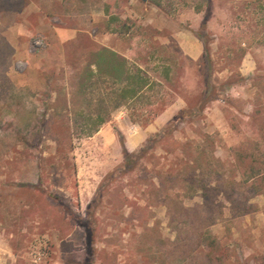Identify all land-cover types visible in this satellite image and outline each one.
I'll list each match as a JSON object with an SVG mask.
<instances>
[{
    "label": "rangeland",
    "instance_id": "374dc122",
    "mask_svg": "<svg viewBox=\"0 0 264 264\" xmlns=\"http://www.w3.org/2000/svg\"><path fill=\"white\" fill-rule=\"evenodd\" d=\"M99 48L155 85L88 137ZM0 264H264V0H0Z\"/></svg>",
    "mask_w": 264,
    "mask_h": 264
},
{
    "label": "trees",
    "instance_id": "16d2710c",
    "mask_svg": "<svg viewBox=\"0 0 264 264\" xmlns=\"http://www.w3.org/2000/svg\"><path fill=\"white\" fill-rule=\"evenodd\" d=\"M200 11L201 8L198 9V12ZM201 37L207 52L208 41L203 35ZM70 66L78 70L74 75V81H76L71 82V87H77L78 95L81 96L79 99L81 106L72 110V113L76 119L83 122L81 132L88 137L97 133L103 125L109 122L114 112L133 104L145 103L149 89L155 85V82L141 68L133 66L125 57L109 48H99L91 52L83 67L79 68L75 63H71ZM75 103L73 100L70 102L71 105ZM189 115L187 111L178 114L170 126L150 138L148 141L150 146L138 154L131 155L127 151L126 165L109 174L103 188L108 190L111 183L115 182L118 177L132 172L140 164L142 158L156 144L162 142L163 135L174 132L176 126L184 122Z\"/></svg>",
    "mask_w": 264,
    "mask_h": 264
},
{
    "label": "crops",
    "instance_id": "0c3cea01",
    "mask_svg": "<svg viewBox=\"0 0 264 264\" xmlns=\"http://www.w3.org/2000/svg\"><path fill=\"white\" fill-rule=\"evenodd\" d=\"M10 43H11V47L14 49V54L16 56L19 55V53H20V44L18 43V41L15 42V41L12 40V41H10ZM89 243H90L89 252H90V254L92 256H95V250H94L95 244L92 241H89ZM87 253H88V251H86V254Z\"/></svg>",
    "mask_w": 264,
    "mask_h": 264
},
{
    "label": "built area",
    "instance_id": "2783aa9c",
    "mask_svg": "<svg viewBox=\"0 0 264 264\" xmlns=\"http://www.w3.org/2000/svg\"><path fill=\"white\" fill-rule=\"evenodd\" d=\"M46 42L44 37H38L34 40V43L32 45V49L38 50L46 47Z\"/></svg>",
    "mask_w": 264,
    "mask_h": 264
},
{
    "label": "water",
    "instance_id": "95a60500",
    "mask_svg": "<svg viewBox=\"0 0 264 264\" xmlns=\"http://www.w3.org/2000/svg\"><path fill=\"white\" fill-rule=\"evenodd\" d=\"M144 1H146V0H144Z\"/></svg>",
    "mask_w": 264,
    "mask_h": 264
}]
</instances>
